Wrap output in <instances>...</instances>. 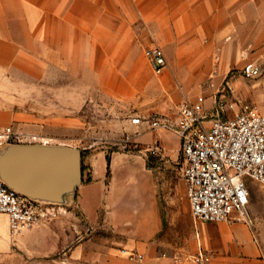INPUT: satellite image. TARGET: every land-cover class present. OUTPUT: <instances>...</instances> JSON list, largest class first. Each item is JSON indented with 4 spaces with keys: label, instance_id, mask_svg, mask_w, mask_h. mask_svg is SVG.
<instances>
[{
    "label": "crops",
    "instance_id": "crops-1",
    "mask_svg": "<svg viewBox=\"0 0 264 264\" xmlns=\"http://www.w3.org/2000/svg\"><path fill=\"white\" fill-rule=\"evenodd\" d=\"M152 47H160L168 63L160 76L145 56ZM249 55L261 75L252 85L239 79L231 85L261 104L264 0H0V135L22 128L30 140L37 134L44 140L3 142L0 180L66 211L16 238L10 236L8 217L0 214V264H12L16 251L56 264H171L163 254L181 255L193 264L190 259L199 251L212 254L210 264H264L254 233L243 225L232 226L241 236L228 242L221 237L225 224H206L191 216L174 234L173 223L164 220L157 172L152 161L148 167L146 147L161 140L167 149L168 138L180 146V139L163 128L147 132L142 121L153 113L175 116L183 101L197 103L204 97L201 108L210 124L216 94L228 83L229 72L242 67ZM216 63L217 86L197 95ZM71 71L75 77L62 78ZM81 71L90 79L96 76L87 87L98 85L110 99L136 103L142 119L141 125H132L140 132L132 142L134 151L103 146L83 152L50 144L62 126L77 129V107L69 104L71 114L63 115L61 104L71 96L64 98L60 91L74 86ZM21 102L38 103L39 115L16 108ZM44 147L78 151L80 163L60 179L63 173L56 174L52 163H29L34 150ZM46 174L58 176L59 182L46 188ZM88 177L91 182L85 181ZM123 249L143 254L145 262L130 261Z\"/></svg>",
    "mask_w": 264,
    "mask_h": 264
},
{
    "label": "built area",
    "instance_id": "built-area-1",
    "mask_svg": "<svg viewBox=\"0 0 264 264\" xmlns=\"http://www.w3.org/2000/svg\"><path fill=\"white\" fill-rule=\"evenodd\" d=\"M145 56L155 75L165 72L168 63L160 47L147 49ZM241 75L255 79L261 75V69L253 63H246ZM218 96L215 98V116L210 124L209 116L201 108L205 98L199 97L197 103L185 100L178 106L174 123L164 117L154 121L152 126L167 129L180 139L183 178L194 220L252 228L248 181L264 188V112L233 90L230 95L220 93ZM12 139V129H6L0 135V145ZM150 152L157 156L159 147L153 146ZM64 212V208L31 199L0 180V214L9 219L11 237L30 233ZM121 254L137 263L146 260L143 254L127 249L121 250ZM163 258L171 259V264L189 262L167 254H163ZM190 260L193 264H210L213 256L199 251Z\"/></svg>",
    "mask_w": 264,
    "mask_h": 264
},
{
    "label": "rangeland",
    "instance_id": "rangeland-1",
    "mask_svg": "<svg viewBox=\"0 0 264 264\" xmlns=\"http://www.w3.org/2000/svg\"><path fill=\"white\" fill-rule=\"evenodd\" d=\"M249 55V58L244 60L246 63H255ZM256 64V63H255ZM242 66V67H243ZM242 67H236L231 70L228 74L226 83H223L220 87V93L224 96L230 95L232 88L236 94H239L247 103L253 104L258 107L262 112H264V103H261L264 99V84L260 87L261 90V104H258L250 95L244 94L240 90H236L231 85L232 81L240 80L247 84H253L255 80L245 77L247 80L243 79L241 76ZM76 71H71V73H62V78L69 80L71 75L75 77ZM81 78L74 86H63L61 87V93L63 97H70L71 101L67 99L62 102L63 114L69 116L67 110H69V104L72 105V108L76 105L77 107V118L78 126L77 129H69V126H62L60 130L61 134L56 139H51L49 142L51 145H66L73 148H77L83 152H96L100 150L103 146H107L110 151L121 150L134 151L133 139L140 135V132L132 129V125H141V117L138 116V110L134 108L136 103H126L113 100L103 95L101 92V87L98 85H91L87 87L86 82H96L94 76L93 79L89 78V75L86 71H81ZM220 70L216 63L214 70L211 73V77L208 82L202 85L199 88L197 95L202 94L205 87L214 89L217 86L216 80L220 76ZM244 77V76H243ZM205 85V86H204ZM218 90V88H216ZM219 93V94H220ZM216 94L217 97H219ZM31 96V94H30ZM33 96L36 97V89L33 92ZM75 100L77 102H75ZM33 104V105H32ZM28 104V102L15 103L16 108L30 111L31 114L39 115L36 105L38 103ZM66 105V107H64ZM66 109V110H65ZM73 114V112H72ZM48 115V114H47ZM51 117V116H50ZM166 117L169 121L170 119L175 118L177 115H168V114H152L146 119H142L147 122L145 125L147 127L146 131L154 133L157 129L152 126L153 122L160 120ZM48 118V116H47ZM139 120V121H137ZM174 120V121H175ZM172 123V122H171ZM169 135V130L165 129ZM14 133V139L10 142H21V143H36L42 144L44 140L39 135L33 137V141L30 140L28 134L25 132V129H12ZM159 149L163 150L165 158H162L160 154L154 156L151 154L150 149L152 146L146 147L148 157H152V165L157 172L156 174V183L158 186V193L161 199V207L163 210L164 220L170 221L175 226L174 234H177V231L183 227L186 218H191L190 204L186 195V185L183 178V155L180 146L177 144V140L171 138L167 140V149H164V143L162 144L161 140L157 141ZM176 142V143H175ZM155 146V144L153 145ZM92 147V150L87 149ZM150 148V149H149ZM160 153V152H159ZM175 159V161H173ZM249 188L251 191V203H250V213L254 222L253 227L249 228L255 235V241L262 249V255L264 259V188L259 184L248 181ZM65 214V212H64ZM63 215V214H61ZM60 216V215H58ZM57 216V217H58ZM56 217L50 219L53 220ZM210 224V223H206ZM238 225V224H235ZM226 226V227H225ZM234 225L221 226L220 228L224 230L221 233V237L228 242L230 240H237L241 236V233L238 232L235 228H232ZM225 227V228H223ZM227 227H231L230 231L227 230ZM37 229V228H36ZM170 257V256H169ZM173 257V256H172ZM174 257H179L185 259L181 255H174ZM15 261L12 264H56L54 261H35L30 260L22 251H16L14 255ZM18 259V261H16Z\"/></svg>",
    "mask_w": 264,
    "mask_h": 264
},
{
    "label": "water",
    "instance_id": "water-1",
    "mask_svg": "<svg viewBox=\"0 0 264 264\" xmlns=\"http://www.w3.org/2000/svg\"><path fill=\"white\" fill-rule=\"evenodd\" d=\"M34 157L29 161L30 164L34 163V160L39 163H44L45 161L48 163H52L53 166L56 167V170L54 172H60L63 173L59 178L66 173L65 170H69L71 166L74 165V167H77L80 163V155L78 151L63 149V148H37L34 150ZM31 167V166H29ZM47 175V174H46ZM47 178V181H45L46 185L48 187L54 186L56 183L59 182L58 176H54V180L51 176L47 175L45 176ZM11 189L15 190L16 192L23 194L31 199L35 198L30 195L27 191H24L21 189L17 184L15 183H8L7 184Z\"/></svg>",
    "mask_w": 264,
    "mask_h": 264
},
{
    "label": "trees",
    "instance_id": "trees-1",
    "mask_svg": "<svg viewBox=\"0 0 264 264\" xmlns=\"http://www.w3.org/2000/svg\"><path fill=\"white\" fill-rule=\"evenodd\" d=\"M108 161H109V163H110V158L108 157ZM152 161V157H149V163H148V167L150 168V162ZM86 171V166H82V172H83V174H84V172ZM85 181L86 182H91L92 181V179H91V177H88L87 179H85Z\"/></svg>",
    "mask_w": 264,
    "mask_h": 264
}]
</instances>
